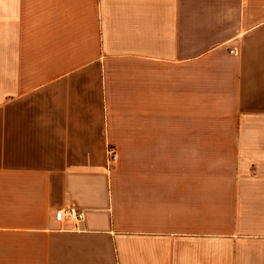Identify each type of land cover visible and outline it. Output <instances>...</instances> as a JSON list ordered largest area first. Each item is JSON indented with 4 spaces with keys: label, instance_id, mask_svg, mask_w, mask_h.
Returning a JSON list of instances; mask_svg holds the SVG:
<instances>
[{
    "label": "crops",
    "instance_id": "crops-1",
    "mask_svg": "<svg viewBox=\"0 0 264 264\" xmlns=\"http://www.w3.org/2000/svg\"><path fill=\"white\" fill-rule=\"evenodd\" d=\"M0 264H264V0H0Z\"/></svg>",
    "mask_w": 264,
    "mask_h": 264
},
{
    "label": "built area",
    "instance_id": "built-area-1",
    "mask_svg": "<svg viewBox=\"0 0 264 264\" xmlns=\"http://www.w3.org/2000/svg\"><path fill=\"white\" fill-rule=\"evenodd\" d=\"M110 160H114V153L108 152ZM84 214L76 210L73 206H67L65 209L55 213L54 219L58 222L67 221V223H76L83 220Z\"/></svg>",
    "mask_w": 264,
    "mask_h": 264
}]
</instances>
